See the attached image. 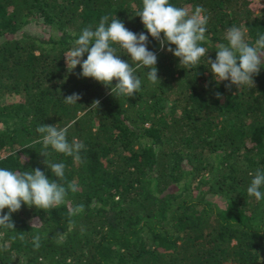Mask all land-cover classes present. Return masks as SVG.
I'll list each match as a JSON object with an SVG mask.
<instances>
[{
    "label": "trees",
    "instance_id": "trees-1",
    "mask_svg": "<svg viewBox=\"0 0 264 264\" xmlns=\"http://www.w3.org/2000/svg\"><path fill=\"white\" fill-rule=\"evenodd\" d=\"M259 2L170 0L189 12L203 8L202 46L213 60L232 26L250 44L264 35ZM142 7V0H0V167L39 168L56 179L34 143L42 124H72L68 141L85 145L82 162L47 149L78 190L50 212L22 204L12 213L15 229L0 228V264H264V200L247 193L250 173L264 170V66L254 85L239 89L218 83L206 56L184 69L148 34L136 15ZM104 15L148 35L161 83L141 68V89L115 97L78 76L79 65L67 70L64 52ZM30 22L47 30L28 31ZM73 93L80 99L66 103ZM80 204L83 212L69 216Z\"/></svg>",
    "mask_w": 264,
    "mask_h": 264
},
{
    "label": "clouds",
    "instance_id": "clouds-1",
    "mask_svg": "<svg viewBox=\"0 0 264 264\" xmlns=\"http://www.w3.org/2000/svg\"><path fill=\"white\" fill-rule=\"evenodd\" d=\"M142 10L136 15L141 18L148 34L156 39L161 48L167 45V51L179 58V64L184 69L197 68L203 57L216 81H230L231 85H254V75H258L264 66V35H259L254 44L245 39V32L237 27H230L226 34L227 43L216 47V57L208 56V49L202 46L206 41L207 17L203 15V8L197 6L192 12L188 9L177 7L170 0H142ZM163 33V38H161ZM76 37V33H72ZM148 35L134 33L127 29L118 19H109L108 15L100 18L98 26L85 27L73 41V46L64 52L67 70L72 72L77 65L82 71L78 76L91 77L106 86L115 97H131L141 89V80L136 75L138 69L147 70V78L152 84L158 81L157 55L147 47ZM175 45V48L171 47ZM122 49L132 61L122 60L118 48ZM87 53V58L83 59ZM116 81L113 84V81ZM219 95V94H218ZM80 99L79 94L73 93L64 98L68 104H76ZM98 107L99 101H94ZM72 124L58 128L56 125L42 124L36 131L42 143L40 154L45 157L44 163L51 169L56 179H49L45 172L39 168L31 171H11L0 167V228L15 229L11 214L20 210L22 204L29 207L35 206L46 213L56 209L66 202L68 192H76L77 184H65V165L53 163L47 159L50 147L57 153H62L73 158L74 162H82L81 151L85 145L73 139L70 143L67 135ZM32 146L28 145L25 148ZM252 175L251 183L247 188L249 196L257 201L264 200V170L257 169ZM7 208L8 212L4 213ZM84 205H76L69 211V216L82 213ZM23 240V236L20 237ZM41 238L33 237L35 249H39ZM5 250L6 245L2 246Z\"/></svg>",
    "mask_w": 264,
    "mask_h": 264
},
{
    "label": "rangeland",
    "instance_id": "rangeland-1",
    "mask_svg": "<svg viewBox=\"0 0 264 264\" xmlns=\"http://www.w3.org/2000/svg\"><path fill=\"white\" fill-rule=\"evenodd\" d=\"M261 3L262 2L260 0L259 4L261 5ZM38 28H43V29H46L47 30V27L42 26V25H39L36 22H30V23H28V24L25 25V29L28 30V31H31V32L37 30Z\"/></svg>",
    "mask_w": 264,
    "mask_h": 264
}]
</instances>
